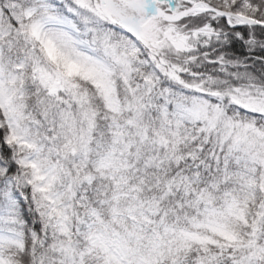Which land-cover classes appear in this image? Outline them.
<instances>
[{
	"label": "snow or ice",
	"instance_id": "obj_1",
	"mask_svg": "<svg viewBox=\"0 0 264 264\" xmlns=\"http://www.w3.org/2000/svg\"><path fill=\"white\" fill-rule=\"evenodd\" d=\"M0 264H264V0H0Z\"/></svg>",
	"mask_w": 264,
	"mask_h": 264
}]
</instances>
